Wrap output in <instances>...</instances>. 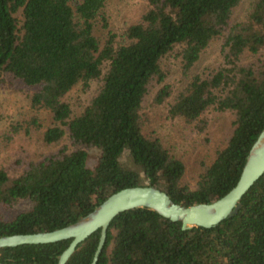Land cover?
<instances>
[{
  "label": "trees",
  "instance_id": "obj_1",
  "mask_svg": "<svg viewBox=\"0 0 264 264\" xmlns=\"http://www.w3.org/2000/svg\"><path fill=\"white\" fill-rule=\"evenodd\" d=\"M144 0L135 19L111 25L109 0H0V83L31 87L29 106L49 123L40 138L54 148L35 159L0 165V235L50 230L76 220L110 192L154 185L174 202H207L236 181L248 148L264 125V0ZM216 40L217 58L193 71ZM178 60L182 85L166 103L169 117L204 129L203 113L228 112L231 129L193 182L185 164L142 130V102L172 94L162 59ZM180 77V78H181ZM96 83L81 109L65 95ZM30 124L39 128L38 117ZM95 159L88 165V149ZM95 229L63 264H89ZM70 238L0 247L8 264H55ZM94 264H264V172L237 211L210 227L182 229L147 207L109 221Z\"/></svg>",
  "mask_w": 264,
  "mask_h": 264
},
{
  "label": "rangeland",
  "instance_id": "obj_2",
  "mask_svg": "<svg viewBox=\"0 0 264 264\" xmlns=\"http://www.w3.org/2000/svg\"><path fill=\"white\" fill-rule=\"evenodd\" d=\"M251 0H240L234 16L241 18ZM144 0H109L108 10L111 25L122 27L136 18L143 7ZM218 42L214 40L204 50L193 67V71L205 72L217 58ZM163 68L168 69L166 82L172 85V94L162 103L153 101V92L159 87L152 83L150 90L142 102V130L144 133L156 135L161 142L184 164V180L193 182L200 169V161L207 160L226 139L231 129L228 112L207 109L203 116L206 118L204 129H197L191 123H186L179 117H169L166 113V103L182 85L179 74L178 60L171 53L162 59ZM181 77V78H180ZM96 83L91 81L87 87L74 86L65 95L72 111L77 112L84 105L90 91ZM32 88L15 84L12 87L0 83V165L14 161L16 157L35 159L54 148L52 144L44 143L40 138V129L49 123L47 113L34 110L29 106V94ZM38 117L39 128L30 124L32 116ZM95 159V149L87 150L86 164L90 165ZM141 184L145 180L140 179Z\"/></svg>",
  "mask_w": 264,
  "mask_h": 264
},
{
  "label": "water",
  "instance_id": "obj_3",
  "mask_svg": "<svg viewBox=\"0 0 264 264\" xmlns=\"http://www.w3.org/2000/svg\"><path fill=\"white\" fill-rule=\"evenodd\" d=\"M264 172V125L248 148L235 183L222 195L207 202L184 205L174 202L154 185H129L110 192L98 204L76 220L50 230L0 235V247L22 243H44L70 238L57 255L55 264H63L76 244L95 229L98 240L89 264H94L104 242L106 228L114 215L134 207H147L170 220L180 221V227H210L226 216L233 215L247 188ZM0 264H8L0 261Z\"/></svg>",
  "mask_w": 264,
  "mask_h": 264
}]
</instances>
